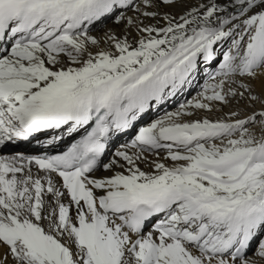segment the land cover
I'll return each mask as SVG.
<instances>
[{
	"label": "snow or ice",
	"instance_id": "6c2138e0",
	"mask_svg": "<svg viewBox=\"0 0 264 264\" xmlns=\"http://www.w3.org/2000/svg\"><path fill=\"white\" fill-rule=\"evenodd\" d=\"M177 3L0 0V145L83 133L61 154L0 156V264H256L247 251L264 232V109L185 117L264 105L245 83L264 75V0H206L163 15L164 26L139 19ZM109 18L139 37L108 33L101 48L91 29ZM226 41L198 98L101 163L115 133L187 87ZM100 167L123 171L96 178Z\"/></svg>",
	"mask_w": 264,
	"mask_h": 264
},
{
	"label": "bare ground",
	"instance_id": "6f19581e",
	"mask_svg": "<svg viewBox=\"0 0 264 264\" xmlns=\"http://www.w3.org/2000/svg\"><path fill=\"white\" fill-rule=\"evenodd\" d=\"M206 2V0H178V3L174 7H166V6H161L157 9H154L159 13V16L156 17L155 19L153 18H145L143 16L139 17V19L143 20L145 24L149 25H157V26H164L166 22L161 20V17L165 14L173 15V16H179L185 12V10L197 6L199 3ZM220 2L224 3L226 0H220ZM126 16L130 17H135L136 13L133 11H125ZM157 21H160L159 24H157ZM111 33L115 34L118 37L123 38L124 36H127L130 42H134L136 38L139 37L140 33L136 30L135 27L127 25L126 21H121L120 23H117L114 19H105L99 24V22L92 27L91 29V35L95 36L98 40H100V47L101 48H108L109 44L107 43V37L106 34ZM231 45V41H226L220 46L216 47L215 52L216 56L218 55L217 59L221 55V58L223 57V54L229 49ZM226 51L224 52V50ZM223 50V51H222ZM93 52L98 51V49L93 48ZM215 60V62L217 61ZM209 67V70H205L204 66ZM218 64L214 65L211 62L208 63H200L199 69L196 72L194 78L192 79L191 83L185 87L183 90H181L177 95L171 98H167L163 103L161 104H156L153 102V106L146 112L144 113L140 119H138L134 124L136 127H132L129 129V133H133L132 135L126 139V140H133L135 136L138 134L139 129L142 127L149 126L152 122L155 120L163 117L166 113L174 112L176 111L180 105L185 104L189 101H192L196 98H198L199 94L203 91L204 86L207 83H210L211 81L209 80V76L211 73L215 72L218 68ZM200 74H202L203 79L202 82L200 80H197L200 77ZM196 80L199 82L198 84L196 83ZM245 83H248L251 85L253 93L255 95L261 96L264 98V75L260 76L259 78L255 80H245ZM190 88H193L191 90ZM190 89L186 96L185 92ZM239 99V98H238ZM261 109H264V105H262L259 101L255 102L254 104H250L248 101L240 99L239 103H236L233 101L230 105L227 106H215L212 111H207V110H193L195 112V115L192 117H185V119H210V120H217L223 118L227 113L231 111H239L241 112L242 115L248 114L252 111H259ZM149 113L151 117L147 118V115ZM127 132V131H125ZM125 132L121 133L118 132L116 133L118 139L124 140L126 138ZM132 137V138H131ZM121 143V142H120ZM119 143V144H120ZM126 145V143H123L119 145L118 149L123 150V146ZM130 152L136 151V149H128ZM115 151V152H116ZM33 152H38V151H31ZM115 152L111 154L110 156L106 157V159L103 161L102 164L109 163L111 160L115 157ZM0 156H8L11 157L8 153L5 151L1 152L0 150ZM149 159L151 160L153 157L151 154H148ZM163 157V154H161V158ZM166 163H170L169 161H164ZM140 167L142 170L145 171H151V168L146 165V164H141ZM123 171V169L116 168L114 170H105L103 167H100L96 172H95V177L96 178H105L111 175H114L115 172ZM99 193V190L97 192ZM149 231H154V229H148L144 231L145 233ZM263 233V234H262ZM260 234L261 238L259 241L264 240V232ZM258 248V247H257ZM256 248V251H257ZM4 249L0 248V252H3ZM256 251L251 254H247L249 257H251L253 260H255L256 264H264V259H260L258 256H256Z\"/></svg>",
	"mask_w": 264,
	"mask_h": 264
},
{
	"label": "rangeland",
	"instance_id": "374dc122",
	"mask_svg": "<svg viewBox=\"0 0 264 264\" xmlns=\"http://www.w3.org/2000/svg\"><path fill=\"white\" fill-rule=\"evenodd\" d=\"M99 24H101V22H99ZM222 51H223V50H222ZM225 51H226V49L224 50V52H225ZM220 56H221V55H220ZM220 56H219V57H220ZM211 63L214 64V65L218 64V63H216L214 60L211 61ZM201 79H203L202 74H200V77H199L197 80H200V82H202ZM197 80H196V83L198 84L199 82H198ZM190 89L193 90V88H190ZM190 89H188V90L185 92V96H186L187 92H188ZM150 114H152V113H149V114L147 115V118H149V117L152 116V115L150 116ZM128 135H130V136L132 135V137H133V133H132V132L129 133ZM132 137H131V138H132ZM262 234H263V233H262Z\"/></svg>",
	"mask_w": 264,
	"mask_h": 264
}]
</instances>
